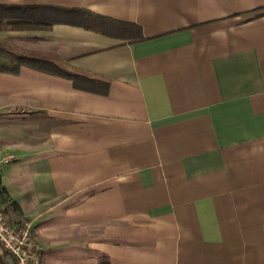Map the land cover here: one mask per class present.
I'll return each instance as SVG.
<instances>
[{
  "label": "crops",
  "instance_id": "crops-1",
  "mask_svg": "<svg viewBox=\"0 0 264 264\" xmlns=\"http://www.w3.org/2000/svg\"><path fill=\"white\" fill-rule=\"evenodd\" d=\"M0 4L88 10L145 38L0 31L109 86L0 73V157H17L0 201L44 264H264V0Z\"/></svg>",
  "mask_w": 264,
  "mask_h": 264
},
{
  "label": "trees",
  "instance_id": "trees-1",
  "mask_svg": "<svg viewBox=\"0 0 264 264\" xmlns=\"http://www.w3.org/2000/svg\"><path fill=\"white\" fill-rule=\"evenodd\" d=\"M57 24L83 27L131 42L145 40L140 26L118 22L88 10L41 5L0 4V31L50 30ZM22 67L69 79L73 81L75 88L81 91L102 95L108 93L109 86L106 83L74 74L46 58L12 52L0 41V73L18 75ZM9 258L12 259L6 251L1 250L0 246V264H10Z\"/></svg>",
  "mask_w": 264,
  "mask_h": 264
},
{
  "label": "built area",
  "instance_id": "built-area-1",
  "mask_svg": "<svg viewBox=\"0 0 264 264\" xmlns=\"http://www.w3.org/2000/svg\"><path fill=\"white\" fill-rule=\"evenodd\" d=\"M17 161L14 154L0 157V171ZM0 246L13 259L15 264H44L42 248L34 237L29 222L12 223L0 201Z\"/></svg>",
  "mask_w": 264,
  "mask_h": 264
},
{
  "label": "rangeland",
  "instance_id": "rangeland-1",
  "mask_svg": "<svg viewBox=\"0 0 264 264\" xmlns=\"http://www.w3.org/2000/svg\"><path fill=\"white\" fill-rule=\"evenodd\" d=\"M25 39L23 37H16V38H11L10 40L9 39H6V40H0L3 44H5V46L10 49V51L12 52H17V53H20V54H24L22 52V50H24V46H25ZM26 55H30V54H26ZM5 118L3 117H0V124H1V128H4V127H8V122L4 120ZM1 141L4 142L3 138H1ZM8 168V167H7ZM10 219H11V215H9ZM12 220V219H11Z\"/></svg>",
  "mask_w": 264,
  "mask_h": 264
}]
</instances>
